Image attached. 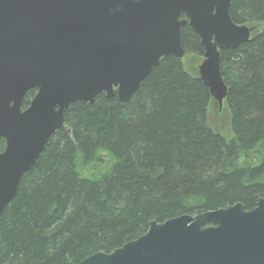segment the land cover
I'll return each mask as SVG.
<instances>
[{
    "label": "trees",
    "instance_id": "obj_1",
    "mask_svg": "<svg viewBox=\"0 0 264 264\" xmlns=\"http://www.w3.org/2000/svg\"><path fill=\"white\" fill-rule=\"evenodd\" d=\"M230 15L235 24L263 26L221 52L232 137L209 127L217 104L174 56L126 104L104 94L71 104L0 218V264H80L137 240L153 221L238 203L256 208L264 197V0H233ZM182 46L186 58L204 60L189 26Z\"/></svg>",
    "mask_w": 264,
    "mask_h": 264
},
{
    "label": "water",
    "instance_id": "obj_2",
    "mask_svg": "<svg viewBox=\"0 0 264 264\" xmlns=\"http://www.w3.org/2000/svg\"><path fill=\"white\" fill-rule=\"evenodd\" d=\"M233 0H0V218L76 102L126 104L160 61L185 58L189 26L205 51L199 76L220 109L221 52L251 39ZM184 16L183 19L181 17ZM37 90L28 109L27 94ZM219 225L204 228L206 225ZM80 264H264V197L196 217L153 221L148 232Z\"/></svg>",
    "mask_w": 264,
    "mask_h": 264
},
{
    "label": "rangeland",
    "instance_id": "obj_3",
    "mask_svg": "<svg viewBox=\"0 0 264 264\" xmlns=\"http://www.w3.org/2000/svg\"><path fill=\"white\" fill-rule=\"evenodd\" d=\"M249 27V26H248ZM263 26H253L250 27L254 30L252 33L256 34L261 30ZM254 28V29H253ZM184 64L186 69L191 73H196L199 75V67L202 64L201 61H198L194 57H187L184 60ZM209 127L214 130L215 132L221 133L226 138L232 137L231 125H230V112L223 106L220 109L219 105H212V108L209 113V120H208Z\"/></svg>",
    "mask_w": 264,
    "mask_h": 264
},
{
    "label": "flooded vegetation",
    "instance_id": "obj_4",
    "mask_svg": "<svg viewBox=\"0 0 264 264\" xmlns=\"http://www.w3.org/2000/svg\"><path fill=\"white\" fill-rule=\"evenodd\" d=\"M35 93V95L33 96V99H34V97L36 96V94H37V90H33ZM32 99V100H33ZM32 100L30 101V104H31V102H32ZM30 104L27 106V108H25V109H28L29 108V106H30ZM24 109V110H25ZM210 226H213V227H215V228H218L219 227V225H213V224H210V225H206L204 228H207V227H210Z\"/></svg>",
    "mask_w": 264,
    "mask_h": 264
}]
</instances>
